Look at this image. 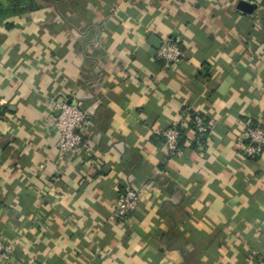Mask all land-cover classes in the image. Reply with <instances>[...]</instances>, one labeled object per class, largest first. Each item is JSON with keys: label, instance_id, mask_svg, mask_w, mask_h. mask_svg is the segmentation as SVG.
<instances>
[{"label": "crops", "instance_id": "obj_1", "mask_svg": "<svg viewBox=\"0 0 264 264\" xmlns=\"http://www.w3.org/2000/svg\"><path fill=\"white\" fill-rule=\"evenodd\" d=\"M262 0H59L0 25V238L9 264H264ZM182 52L168 67L165 40ZM83 144L56 159L55 105ZM208 126L199 145L190 117ZM185 130L183 153L162 133ZM125 187L140 191L126 221Z\"/></svg>", "mask_w": 264, "mask_h": 264}, {"label": "built area", "instance_id": "obj_2", "mask_svg": "<svg viewBox=\"0 0 264 264\" xmlns=\"http://www.w3.org/2000/svg\"><path fill=\"white\" fill-rule=\"evenodd\" d=\"M258 21L264 29V0L259 7ZM182 57L178 44L170 39L165 40L156 51V58L164 65L175 68ZM56 117L54 133L57 136L56 159L66 162L75 155L82 146L81 131L86 121V113L79 103L61 102L55 105ZM193 122L192 133L196 145L208 131V126L199 114L190 117ZM165 150L176 157L183 153L179 144L180 134L176 127H170L162 133ZM264 151V127L256 125L247 133V142L243 147V155L250 160L257 159ZM140 202V191L136 188L125 187L119 193L115 203V213L120 221L128 220L137 210ZM12 255V245L0 238V264H9Z\"/></svg>", "mask_w": 264, "mask_h": 264}, {"label": "trees", "instance_id": "obj_3", "mask_svg": "<svg viewBox=\"0 0 264 264\" xmlns=\"http://www.w3.org/2000/svg\"><path fill=\"white\" fill-rule=\"evenodd\" d=\"M57 1L59 0H0V25L4 24L6 27H10L5 23L6 20L25 13L38 12L52 6ZM189 127L191 130L193 129L192 119H190ZM176 128L180 134L179 144L183 148L186 132L181 127L176 126ZM192 146H197L195 141Z\"/></svg>", "mask_w": 264, "mask_h": 264}]
</instances>
